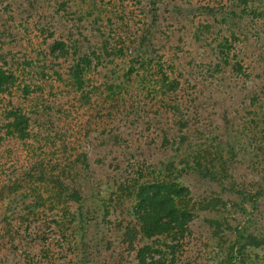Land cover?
Here are the masks:
<instances>
[{
	"label": "rangeland",
	"instance_id": "1",
	"mask_svg": "<svg viewBox=\"0 0 264 264\" xmlns=\"http://www.w3.org/2000/svg\"><path fill=\"white\" fill-rule=\"evenodd\" d=\"M225 1L0 0V264H264V0L233 35ZM140 175L188 189L186 231L116 234Z\"/></svg>",
	"mask_w": 264,
	"mask_h": 264
},
{
	"label": "trees",
	"instance_id": "2",
	"mask_svg": "<svg viewBox=\"0 0 264 264\" xmlns=\"http://www.w3.org/2000/svg\"><path fill=\"white\" fill-rule=\"evenodd\" d=\"M257 7H254V0H226L219 8L222 20L230 30L232 29L231 34L233 35L235 30L239 29L238 22L243 21L245 16L258 14ZM243 22L240 24H243ZM149 28L148 35L152 37L155 28L154 26ZM145 41L147 42L146 38H143L139 42L138 50L143 51ZM64 46V43L60 40L52 43V55L57 51L61 52ZM65 50L62 51V54H67ZM90 66L91 61L87 56L79 59L73 66H70L65 80L62 79L63 82L68 83L64 85H67L71 90H77L84 82L86 83V80H92L88 77L89 70L87 68H90ZM13 79L11 72L0 68V97L9 90L10 82ZM3 111L7 114L8 120H11L8 124L9 128L17 132L18 135L25 136L29 117L14 108L10 111L9 109ZM126 178L132 179V177ZM125 181L129 184L123 182L117 185V182L115 183L114 188L117 185V188H115L117 195H115L119 203L115 202V206H112L111 202L108 203L109 206L105 210L109 208L111 211H105L106 214H104L105 218L114 216L112 227L117 231V235L121 234L126 238L125 243L128 242L132 246L138 235L144 239H152L186 231L187 224L193 218L187 209L180 206V201L185 198L186 193L189 194L186 187H182L176 182H167L165 179L155 180L150 176L143 175L135 179L132 184L130 183L131 180ZM126 201L130 202L128 212L125 210V205L123 207ZM82 217L81 215L80 218ZM85 218L87 217L82 218V221ZM147 251H150L149 246L138 249L137 258L140 262H144V254Z\"/></svg>",
	"mask_w": 264,
	"mask_h": 264
}]
</instances>
